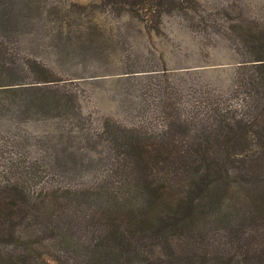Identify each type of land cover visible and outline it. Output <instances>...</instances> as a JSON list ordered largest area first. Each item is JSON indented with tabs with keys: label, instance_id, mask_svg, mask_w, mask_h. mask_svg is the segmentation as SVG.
I'll list each match as a JSON object with an SVG mask.
<instances>
[{
	"label": "trees",
	"instance_id": "1",
	"mask_svg": "<svg viewBox=\"0 0 264 264\" xmlns=\"http://www.w3.org/2000/svg\"><path fill=\"white\" fill-rule=\"evenodd\" d=\"M33 1L0 0V264H264V23L203 36L225 58L128 54L106 75L77 67L129 47L97 14L206 30L199 1ZM38 18L59 36H20ZM86 82L116 111L85 110Z\"/></svg>",
	"mask_w": 264,
	"mask_h": 264
},
{
	"label": "rangeland",
	"instance_id": "2",
	"mask_svg": "<svg viewBox=\"0 0 264 264\" xmlns=\"http://www.w3.org/2000/svg\"><path fill=\"white\" fill-rule=\"evenodd\" d=\"M71 1L87 3L90 0H34L33 3L52 4L65 3ZM203 13L208 16L206 30L189 26L182 17L166 15L163 19L162 32L147 30L143 22L129 14L116 16L110 13H99L95 18L104 30L101 37L103 39H125L128 49L119 45H114L107 49L99 59L88 57L78 64L81 72L106 73L122 71L126 66V57L151 56L154 52L159 54L165 51L168 56H191L188 62H197L201 58L200 47L204 51L212 53L211 60L228 57L230 50L226 40L216 37L218 43L215 45L202 44L203 36H235L232 29L233 23H246L254 21L264 23V0H198ZM37 19L35 24L31 20H26L28 27H23L20 36H59L53 23ZM39 21V22H38ZM207 48V49H206ZM153 51V52H152ZM39 56L44 62L57 71H61L60 61L56 50L52 45H44L39 51ZM85 64L87 67H85ZM115 74V73H114ZM82 87L87 91L89 98L84 100V109L92 110L94 116L102 112H115L116 102L110 99L111 90L108 83H83ZM33 123H28V127H34Z\"/></svg>",
	"mask_w": 264,
	"mask_h": 264
}]
</instances>
